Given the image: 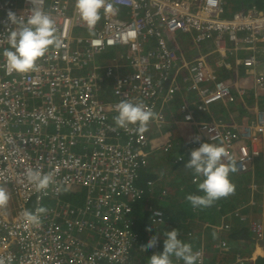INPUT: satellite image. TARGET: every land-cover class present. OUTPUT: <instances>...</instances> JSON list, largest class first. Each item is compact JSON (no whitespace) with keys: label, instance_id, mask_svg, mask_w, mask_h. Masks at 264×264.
<instances>
[{"label":"built area","instance_id":"obj_1","mask_svg":"<svg viewBox=\"0 0 264 264\" xmlns=\"http://www.w3.org/2000/svg\"><path fill=\"white\" fill-rule=\"evenodd\" d=\"M109 2L116 13L102 9L103 19L90 30L76 0H35L55 21L61 46L50 47L36 71L22 74L9 71L3 56L14 27L7 15L26 19L32 0H0V187L10 196L0 208V264H138V251L146 249L141 241L154 235L143 239L129 218L155 185L153 180L139 185L141 169L149 166L147 148L161 146H154L149 130L163 128L171 114L199 132L187 139L188 148L205 141L224 146V162L233 160L237 172L248 171L261 153L256 141L264 135V110L244 126L198 116L213 102H234L236 90L243 92L236 79L229 82L214 72L230 65L226 52L246 51L239 58L255 74L256 89L264 90L263 10L243 6L228 16L224 0ZM179 34H189L199 48L192 59L182 52ZM212 47L223 55L215 68L208 60ZM179 94H185L180 103ZM122 100L153 110L145 131L115 124ZM171 146L168 141L162 149ZM29 170L51 174L53 183L37 191L27 179ZM39 208L45 211L37 213ZM25 211L38 214L39 224L26 220ZM151 212L156 227L166 222L163 209L154 205ZM230 215L246 219L239 209ZM223 222L214 227L217 232L231 230ZM251 230L264 238L260 221ZM222 248H228L226 241ZM196 253L197 264H207L204 247ZM236 261L246 258L238 253Z\"/></svg>","mask_w":264,"mask_h":264},{"label":"clouds","instance_id":"obj_2","mask_svg":"<svg viewBox=\"0 0 264 264\" xmlns=\"http://www.w3.org/2000/svg\"><path fill=\"white\" fill-rule=\"evenodd\" d=\"M32 4L33 6L31 7V11L27 15L26 19H24L22 16L18 17L15 12H8L7 21L14 26L9 27L11 29L9 31L10 48L3 51V56L9 71H15L22 74L36 71L38 68V61L46 56L49 48H59L61 46V40L56 35L55 21L41 8L35 6V0H32ZM102 9L106 15H114L116 13L114 5L109 2V0H76V10L79 13L80 18L87 24L90 30H92L101 19ZM9 28H7L6 31H8ZM214 72H216L218 75L216 70H214ZM218 101L224 103L222 100H217L215 102ZM235 102L236 100L234 102L229 101L227 103ZM118 113V116L115 117V124L118 127L127 129L129 125H139L138 130L141 132L147 129L149 121L155 115L153 110L144 105L142 102H132L128 100H122L120 102L118 105ZM253 130H255L254 126ZM196 141L199 142V137L196 138ZM190 156V159L186 157V159H188L186 167L189 170H193L194 173L200 177V179L203 178L202 182H197H200L198 187L204 193V195H189L187 199L193 206V212L197 213V216H201L202 207H209L216 200L225 198L235 191V186L231 182L230 174L234 173L237 169L234 162H224L225 158L228 157L227 149L224 146L215 143H202L200 147L191 151ZM27 179L35 186L37 191L45 190L51 183H53V177L51 174H42L39 170H29L27 172ZM9 200L10 196L8 192L4 188L0 187V208L5 207ZM152 201L153 200L150 199L146 205L152 203ZM235 210L237 209H234L233 211ZM44 211V208H39L37 213H43ZM230 213L232 212L226 213L225 218H223L224 221H229L231 223L232 227L231 230H228L229 233L234 227L238 226L236 224L234 226V223L231 221V219H237L240 220V222L242 221L248 223V225L244 227H247L250 230L251 235L253 233L251 230V223L253 221H260L264 224L263 220L250 219L248 215L244 214L243 212H241V214L246 216L245 220H241L239 217L231 216ZM24 216L29 222L33 224H39L38 214L25 211ZM166 223L167 216L165 223L159 225L158 227L152 224L153 227L150 228L144 236L146 237L148 233L154 235L147 242L141 245L143 248L154 249L163 241V251L159 253L150 251L152 255L149 258V264H173L171 259L173 256L178 259H182L184 264H197L199 253L194 252L190 244L179 239V233L177 229L168 231L165 236H163L161 233L154 234L152 232L153 228L159 229ZM195 232L197 231L191 232L192 234H187L193 235ZM252 236L255 238V235ZM255 239L259 242H264V238ZM225 241L228 244V248H222L221 244V250L229 251L231 247L228 242L232 241L228 239V237ZM204 245H206V243L201 242L200 237L199 247L202 246L206 250ZM238 253L246 258V261L244 262L249 261L243 252V247L239 248L238 246L235 253L233 254L235 255V262H237L236 255ZM207 261L208 255L206 262Z\"/></svg>","mask_w":264,"mask_h":264},{"label":"crops","instance_id":"obj_3","mask_svg":"<svg viewBox=\"0 0 264 264\" xmlns=\"http://www.w3.org/2000/svg\"><path fill=\"white\" fill-rule=\"evenodd\" d=\"M225 7H226V13L228 15H232L228 10H231V7L227 6L226 1ZM242 5V4H241ZM235 12V10H234ZM189 34H179V41L182 44V52L188 59H192L194 56H196L200 51L199 48L193 43L192 38H190ZM208 45V43H206ZM200 45L201 49L204 51H207V45ZM209 45H212V43L209 42ZM203 46V47H202ZM208 55V60H210L213 63L218 58L223 57L222 53L215 50L214 47L211 48ZM247 54L246 51L241 50L238 52L237 55L230 54L229 52H226V59L230 63V65H225L221 69H214L217 71L218 75L225 80L229 82H233L236 79V83H238V86L241 87L240 89L243 90L242 93L237 94V99L235 103H222L220 101L215 102L210 107V111L206 113L208 117L211 116L212 119H221L229 123H233L235 125H250L253 121L256 120L257 113L261 110H264V90L263 89H256L254 86V77L255 74L251 71V68H246L242 61L240 60L242 57H244ZM241 57V58H239ZM193 95L192 93L190 94ZM185 97V94H179L178 103L182 102V98ZM177 107H175L176 109ZM219 112L221 116L219 118H216L217 113ZM212 113V114H211ZM211 118H208L209 120H212ZM256 123V122H255ZM153 125V124H151ZM150 125V126H151ZM149 136L150 138H153L154 146L161 144L159 148H163V146L166 144V142L170 141L172 143V146L170 147L169 151L165 152L164 149H149L147 148L148 153V159H149V166L148 168L152 167V165H155L158 163L159 167L162 168L164 162V155L166 154H173L174 158L171 160L173 163L176 171H182L187 169L185 168V158H191L189 155L193 149L196 148H188L186 146L187 139H190L194 136H199V132L197 131L194 124L184 121L181 116H179L177 113L169 115V120L165 123V126L161 129H158L157 127H154L149 130ZM208 142V141H205ZM169 144V143H167ZM256 145L259 146V150H261V153L259 156L255 157L250 169L245 172H237L235 171V176L241 179L243 176H247V181H241L243 183H239L238 191L235 190L232 194H230L227 199H224L221 201L224 205L225 202L232 203V207L235 206L234 209H239L240 212H243L244 214L248 215L250 219H260L264 221V135L260 137L256 141ZM182 155L183 157L179 158V162L175 163L174 160L177 161V158ZM262 164L261 170L259 169V164ZM191 172L189 173V177L187 180L192 181L193 183H196L197 181L195 178L199 177L197 174L194 173L193 170H189ZM262 173V177L259 176ZM195 174V176H194ZM259 180L257 183L256 181ZM203 181V178H202ZM194 185V184H193ZM262 187V188H261ZM181 190H189L192 189L191 186L184 187L179 186ZM247 188H249V191H245ZM166 190L163 189L162 192ZM167 191V190H166ZM161 192V193H162ZM161 196V195H160ZM256 203V204H254ZM217 207L216 210V220L218 223H213L209 219L205 218L204 211H207L206 208H204V211L202 209L201 216H196V218L192 221L191 229L187 232H194L197 231L198 235L201 237V242L206 243L204 245L206 247L207 255H208V261L206 263L210 264L212 260H215L212 264H220L221 258L225 256V251L221 250V247L215 248L216 245H220L227 240V237H225V230H221L219 235L216 234V230L214 229L215 226H222L224 223L223 218L225 217V214L222 215L218 210H220V207ZM223 208V206H222ZM208 212V211H207ZM209 216V215H208ZM254 216V217H253ZM227 218V216H226ZM231 221L238 226H247L248 223L246 222H240V220L237 219H231ZM239 242H241L239 244ZM230 245V258L235 253V250L238 246L243 247V252L245 253V256L249 260H255L259 255H264V243L261 241H257L254 236H252L251 240H248V243L246 239H240V240H234V242H228ZM201 247H197L198 249H201ZM236 248V249H235ZM260 250V251H259ZM218 251V253L215 255V252ZM249 255V256H248ZM210 256V257H209ZM226 259V258H225ZM225 262V260H224ZM233 260L226 261L225 264H231Z\"/></svg>","mask_w":264,"mask_h":264},{"label":"trees","instance_id":"obj_4","mask_svg":"<svg viewBox=\"0 0 264 264\" xmlns=\"http://www.w3.org/2000/svg\"><path fill=\"white\" fill-rule=\"evenodd\" d=\"M242 2L239 4L238 8L235 9V12L239 10L243 6H256L260 10L264 11V0H241ZM242 4V5H241ZM236 7V6H235ZM230 13H235L232 9L228 10ZM226 15H228L226 13ZM230 16V15H228ZM190 155V154H189ZM182 156V155H180ZM187 157V156H186ZM164 160H172L174 158V155L169 153L165 155ZM186 162V158H185ZM234 162L233 160H229L228 163ZM186 164V163H185ZM186 167V165H185ZM262 164H259V169L261 170ZM235 173L230 174V179L231 182L235 186V190L238 191V184L243 183L241 181H247L248 177L243 176L241 179L238 177H233L235 176ZM170 176L169 173H166L165 168L162 167L160 168V171H155L152 168H142L141 169V179L139 182V185L145 186V183L147 180H153L155 182L154 189L152 192H148L146 195L143 196L141 200L135 203L134 205V213L133 215L129 218L133 220L134 222V230L139 231L141 236L144 239V236L146 232L152 228V222H151V208L154 205H157L159 208H163L166 212L167 216V223L164 226H161L159 229L153 228L152 232L154 234L156 233H161L163 236L166 235L168 231H171L173 229H177L179 233V239H181L183 242L188 243L192 246L193 241L187 238V232L190 229V225L192 224V220L196 218V214L193 212V206L191 202L187 199L189 195H193L196 191V188L198 187H193V189L189 190H181L179 186H181V183L176 182L177 176L174 178H168ZM259 176L262 177V173L260 174L259 171ZM257 180L256 182H258ZM167 190V194L163 199H158L160 195H162V190L165 189ZM245 191H249V188H247ZM195 195H204V193L200 190V193L195 194ZM228 197V196H227ZM225 198H221L219 200H216L211 206L209 207H202L203 211L204 208L207 209V211H204L206 215H204L205 218L209 219L213 223H218L216 220V210L217 207L221 204L220 201H223ZM152 199V203L147 204L146 203ZM232 203L230 202H225L224 205L222 204L220 207V210H218L222 215H226L228 212H233L235 206L232 207ZM223 206V208H222ZM209 215V216H208ZM228 239L230 240H240V239H246L247 243L248 240L252 239V235L250 230L247 227L244 226H237L234 227L233 230L229 233ZM141 243H145L142 242ZM200 244V242L198 243ZM196 246V245H195ZM199 247V245H198ZM156 252L159 253L163 251V241L156 247V248H146L145 250L138 251V264H149V258L151 257V252ZM246 253V252H244ZM249 256V255H248ZM172 261L174 264H184V261L182 259H178L175 256H173ZM233 260L231 264H240L235 262V255H233L230 258H226V261ZM215 260H212L210 264L214 263ZM208 264V263H207ZM243 264H264V255H259L254 261L249 260L247 262H244Z\"/></svg>","mask_w":264,"mask_h":264},{"label":"rangeland","instance_id":"obj_5","mask_svg":"<svg viewBox=\"0 0 264 264\" xmlns=\"http://www.w3.org/2000/svg\"><path fill=\"white\" fill-rule=\"evenodd\" d=\"M226 1V3H227V6L228 7H231V9L234 11L235 9H237L238 8V6H239V4L242 2L241 0H225ZM236 6V7H235ZM101 19H103V12H101ZM189 36V35H188ZM108 54V53H107ZM98 60H99V58H98ZM126 70L128 71L129 69L128 68H126ZM173 108L174 107V103H172L170 106L167 104L166 105V110H169L170 108ZM217 113V116H216V118H219L220 116H221V114L217 111L216 112ZM208 118H211V116L210 117H208L207 115H206V113H200L199 114V116H198V119L199 120H209ZM212 119V118H211ZM167 120H169V116L167 117ZM156 149H162V148H156ZM166 155V154H165ZM164 155V156H165ZM164 162H165V164L164 163H162L163 164V167L165 168V171H166V173H169L170 174V176H168V178L167 179H169L170 177L171 178H174V177H178L177 178V180H176V182H179V183H181V186H184V187H189V186H191L192 187V189H193V187H197V186H199V183L200 182H196V183H193V180L192 181H188L187 179L188 178H190L189 176V173L188 172H191V171H189V169L187 168V169H185V170H182V171H176V169H175V167H174V165H173V163L171 162V160L170 161H168V160H164ZM153 170H155V171H160V167H159V165H158V163L157 164H155V165H152V167H151ZM186 168V167H185ZM194 176H195V174H194ZM194 184V185H193ZM262 188V187H261ZM198 193H200V189H199V187H197L196 188V191H195V193L193 194V195H195V194H198ZM69 196V195H68ZM84 202V199L83 198H81L80 199V204H82ZM220 203H221V201H220ZM46 205V204H45ZM195 214H197V213H195ZM254 217V216H253ZM225 218V217H224ZM216 234L217 235H219V233L218 232H216ZM228 234H229V231H225V237H228ZM252 235H254V233H252ZM187 238L188 239H190V240H192L193 241V243H192V248H193V251L194 252H196L197 251V247H198V243L200 242V237L198 236V234H197V232H195L193 235H187ZM255 238H258L257 237V235L255 234ZM232 242H234V240H231ZM160 242H161V240H160ZM159 242V243H160ZM241 242H239V244H240ZM264 243V242H263ZM206 244H207V242H206ZM196 245V246H195ZM239 248H242V246H239ZM236 249V248H235ZM236 251V250H235ZM260 251V250H259ZM218 253V251H216L215 252V255ZM229 254H230V251H225V256H223L222 258H221V262H220V264H225V262H224V260H225V258H227V257H229ZM210 257V256H209Z\"/></svg>","mask_w":264,"mask_h":264}]
</instances>
